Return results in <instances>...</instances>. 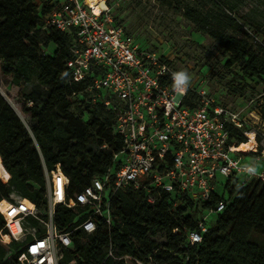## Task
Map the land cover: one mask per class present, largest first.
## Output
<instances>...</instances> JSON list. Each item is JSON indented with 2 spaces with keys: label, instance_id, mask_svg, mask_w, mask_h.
Masks as SVG:
<instances>
[{
  "label": "trees",
  "instance_id": "1",
  "mask_svg": "<svg viewBox=\"0 0 264 264\" xmlns=\"http://www.w3.org/2000/svg\"><path fill=\"white\" fill-rule=\"evenodd\" d=\"M62 2L0 0V163L10 175L8 182L0 178V202L16 195L43 212L48 204L45 166L53 170L60 165L71 181L70 192L76 193L104 175L123 146L115 131V110L104 103L111 99L116 106L115 97L103 92L94 103L87 92L94 77L72 79L68 64L77 43L75 29L63 33L47 27ZM214 5L205 9L190 4L175 11L195 32L218 44L226 68L239 69L243 81H264L263 25L248 16L239 21L238 4L230 0ZM250 40L259 42L257 49ZM51 46L52 54L47 52ZM230 131L232 142H248L241 131ZM222 201L227 206L214 227L202 243L191 245L188 234L197 229L201 212L187 194L164 193L151 205L143 190L120 191L113 203L111 232L104 226L92 235L77 231L61 264H102L110 243L117 257L130 255L152 264H264V247L253 241L254 233L264 236V181L244 185L241 177L220 178L212 202L204 207ZM74 218L71 210L57 206L59 229H67ZM6 223L0 213V264H20L25 244L14 239Z\"/></svg>",
  "mask_w": 264,
  "mask_h": 264
},
{
  "label": "built area",
  "instance_id": "2",
  "mask_svg": "<svg viewBox=\"0 0 264 264\" xmlns=\"http://www.w3.org/2000/svg\"><path fill=\"white\" fill-rule=\"evenodd\" d=\"M99 6L96 12L88 0H63L47 27L63 33L75 29L77 43L68 64L72 79L82 82L94 77L87 89L94 103L103 92L115 97L116 106L111 99L104 103L115 110V131L123 146L107 172L76 193L70 192L71 181L60 165L53 170L45 166L48 204L44 212L32 202L33 207L25 206L16 195L0 202L6 227L17 242L25 244L20 264H61L66 250L73 249L77 231L92 235L104 226L111 232L114 199L129 188L145 191L151 205L164 193L187 194L201 212L197 229L188 238L191 245L200 244L227 206L222 201L204 207L212 202L220 178L241 177L244 185L264 181V133L248 130L242 112L220 105L204 86L190 83L186 92H178L172 78L177 71L169 62L115 24L107 0H100ZM231 127L248 142L253 138L254 148L248 154L236 151ZM242 156L251 160L244 163ZM5 172L7 178H0L8 182L10 175ZM59 205L75 214L65 230L55 221ZM108 260L152 264L130 255L117 257L111 243L102 264Z\"/></svg>",
  "mask_w": 264,
  "mask_h": 264
},
{
  "label": "rangeland",
  "instance_id": "3",
  "mask_svg": "<svg viewBox=\"0 0 264 264\" xmlns=\"http://www.w3.org/2000/svg\"><path fill=\"white\" fill-rule=\"evenodd\" d=\"M215 1L169 0L166 4L163 0H107V3L115 24L122 26L143 48L165 58L177 72L186 71L191 77L190 83L204 86L220 105L233 112L241 111L247 129L260 135L264 133V81H243L239 69L226 68L227 58L220 54L218 44L195 32L193 25L175 11L190 4L212 9ZM230 1L238 4L239 21L248 16L263 25L260 37L264 40V4L259 0ZM238 35L244 38L242 32ZM250 42L254 49L258 48L259 42ZM54 50L51 46L47 52L52 54ZM30 90L26 88L25 92ZM11 91L13 96L18 95L16 90ZM243 159L248 163L251 156ZM14 198L19 200L18 196ZM253 241L264 247V236L254 233Z\"/></svg>",
  "mask_w": 264,
  "mask_h": 264
},
{
  "label": "bare ground",
  "instance_id": "4",
  "mask_svg": "<svg viewBox=\"0 0 264 264\" xmlns=\"http://www.w3.org/2000/svg\"><path fill=\"white\" fill-rule=\"evenodd\" d=\"M99 1L100 0H88V2H90V4L93 6V8L95 9L96 12H100L101 8L99 6ZM236 151L237 152H240L242 154H248L250 151L253 150V138H252V142H246V143H243L241 145H238L236 147ZM0 176L4 179L7 178V175H6V172H5V169L2 167L1 163H0ZM23 204L25 206H28V207H33L32 206V203L27 200V199H23Z\"/></svg>",
  "mask_w": 264,
  "mask_h": 264
},
{
  "label": "clouds",
  "instance_id": "5",
  "mask_svg": "<svg viewBox=\"0 0 264 264\" xmlns=\"http://www.w3.org/2000/svg\"><path fill=\"white\" fill-rule=\"evenodd\" d=\"M172 78L174 82V88L178 92H186L191 81V77L189 76V74L186 71L181 70L178 72H174L172 74Z\"/></svg>",
  "mask_w": 264,
  "mask_h": 264
}]
</instances>
